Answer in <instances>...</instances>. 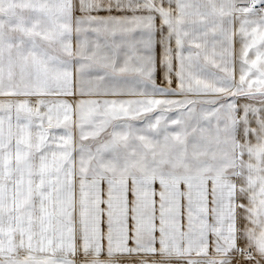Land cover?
I'll list each match as a JSON object with an SVG mask.
<instances>
[{
	"label": "snow or ice",
	"instance_id": "obj_1",
	"mask_svg": "<svg viewBox=\"0 0 264 264\" xmlns=\"http://www.w3.org/2000/svg\"><path fill=\"white\" fill-rule=\"evenodd\" d=\"M0 264H264V0H0Z\"/></svg>",
	"mask_w": 264,
	"mask_h": 264
}]
</instances>
